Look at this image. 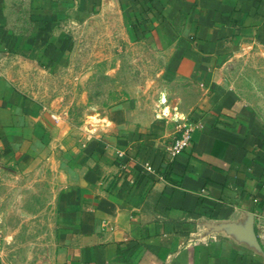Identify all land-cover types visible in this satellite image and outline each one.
<instances>
[{"label":"crops","instance_id":"crops-1","mask_svg":"<svg viewBox=\"0 0 264 264\" xmlns=\"http://www.w3.org/2000/svg\"><path fill=\"white\" fill-rule=\"evenodd\" d=\"M108 5L192 93L178 118L114 105L78 137L0 72V177H56L50 264H264V117L225 71L238 47L264 49V0H0V54L60 66ZM184 118L192 144L170 158ZM250 222L258 247L225 227Z\"/></svg>","mask_w":264,"mask_h":264},{"label":"rangeland","instance_id":"rangeland-1","mask_svg":"<svg viewBox=\"0 0 264 264\" xmlns=\"http://www.w3.org/2000/svg\"><path fill=\"white\" fill-rule=\"evenodd\" d=\"M73 37L60 66L46 69L19 55L0 54V72L78 137L114 105L136 109V117L143 120L157 114L178 118L192 92L170 76V51L133 35L112 5L76 26ZM234 52L226 75L264 117V49L240 46ZM3 171L0 264H50L58 198L55 174L44 167Z\"/></svg>","mask_w":264,"mask_h":264},{"label":"built area","instance_id":"built-area-1","mask_svg":"<svg viewBox=\"0 0 264 264\" xmlns=\"http://www.w3.org/2000/svg\"><path fill=\"white\" fill-rule=\"evenodd\" d=\"M181 134L175 139L171 147L169 148L170 158L175 157L181 151L187 149L192 144L193 132L197 127V124L191 120L182 119ZM147 170H151L150 165H145Z\"/></svg>","mask_w":264,"mask_h":264},{"label":"water","instance_id":"water-1","mask_svg":"<svg viewBox=\"0 0 264 264\" xmlns=\"http://www.w3.org/2000/svg\"><path fill=\"white\" fill-rule=\"evenodd\" d=\"M225 227L230 228V230L233 233H235L239 237L249 241L250 243L254 244L255 246H257V247L259 246L257 238H256L255 229H254L252 222H250L246 227H239L233 223H229Z\"/></svg>","mask_w":264,"mask_h":264},{"label":"bare ground","instance_id":"bare-ground-1","mask_svg":"<svg viewBox=\"0 0 264 264\" xmlns=\"http://www.w3.org/2000/svg\"><path fill=\"white\" fill-rule=\"evenodd\" d=\"M168 110H167V107L165 108V112H167Z\"/></svg>","mask_w":264,"mask_h":264}]
</instances>
